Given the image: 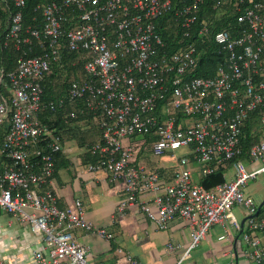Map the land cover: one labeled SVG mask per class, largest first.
Returning <instances> with one entry per match:
<instances>
[{"label": "built area", "instance_id": "1", "mask_svg": "<svg viewBox=\"0 0 264 264\" xmlns=\"http://www.w3.org/2000/svg\"><path fill=\"white\" fill-rule=\"evenodd\" d=\"M189 1L176 13L185 30L198 21L203 2ZM1 2L17 10L9 41L19 50L34 39L42 52L24 53L10 72L0 58V210L41 239L34 264H94L76 230L113 239L86 220L80 200L73 208L58 207L50 180L62 139L42 120L47 111L62 114L66 123L92 116L101 141L85 145L99 157L88 168L125 184L117 215L140 205L160 229L176 218L189 224L191 242L177 264L216 226L222 228L218 240H234L236 264H264V206L259 209L245 192L264 174V0H215L216 9L239 12V26L235 36L229 30L214 36L225 65L213 78L195 76L201 57L195 44L169 52L157 32L156 21L171 11L173 0H63L41 7V28L26 29V0ZM211 28L203 22L198 39L209 37ZM63 49L76 54L70 67L83 78L68 82L64 98L45 103L43 82L61 63ZM254 113L259 116L252 133L259 140L245 152L243 129ZM146 152L175 161L169 181L160 167L141 161ZM219 170L225 178L231 171L233 178L212 189L193 181L196 171L202 178ZM144 195L147 202L140 199ZM235 208L243 214L241 222ZM126 264L142 263L127 253Z\"/></svg>", "mask_w": 264, "mask_h": 264}, {"label": "crops", "instance_id": "2", "mask_svg": "<svg viewBox=\"0 0 264 264\" xmlns=\"http://www.w3.org/2000/svg\"><path fill=\"white\" fill-rule=\"evenodd\" d=\"M61 92L60 88L58 93ZM93 124L78 122L67 134L53 129L61 136L62 151L56 158L57 170L50 180L59 208H73L75 201L80 200L86 220L113 235V239L106 240L95 232L76 230V239L88 248V260L94 264H126L128 253L142 264H177L191 242L189 224L176 218L168 228L160 229L142 213L140 205L117 215V208L126 197L125 184L111 181L105 172L88 168L97 157L90 154L83 144L101 141V130ZM50 126L57 128L56 121ZM141 161L149 168L160 167L168 181L176 165L170 157L156 158L147 152L141 156ZM149 198L144 195L140 199L147 202ZM213 229L222 230L220 226ZM223 242L218 240L214 245L206 244L201 252L205 249L216 252ZM228 242L231 250L214 264L238 263L234 240ZM168 244L180 245L181 249L169 252ZM40 249H43L41 239L31 232L27 224L19 223L0 210V261L3 264H34V253ZM192 253L183 264H191Z\"/></svg>", "mask_w": 264, "mask_h": 264}, {"label": "trees", "instance_id": "3", "mask_svg": "<svg viewBox=\"0 0 264 264\" xmlns=\"http://www.w3.org/2000/svg\"><path fill=\"white\" fill-rule=\"evenodd\" d=\"M63 0H26V6L22 10L23 13V23L24 28H41L43 23V16L41 7L49 3H61ZM258 1V0H255ZM190 5L189 0H173L171 11L159 18L156 21L157 32L162 36L168 45L169 52H173L184 44L193 43L197 46L198 51L201 53L199 60V67L195 73L196 77L213 78L216 76L217 71L224 67L225 65V54L221 53L219 47L214 42V36L223 30H229L235 36L236 30H238L239 24L237 23V18L239 12H236L233 7L228 9H216L215 0H203L199 10L198 21L194 24L191 30H185L181 27L183 18L177 16L176 13L180 10H184ZM249 5L246 3L245 7ZM222 10H224V15L221 16ZM17 12L12 4H4L0 0V58L2 60V65L5 71H13L17 66V60L24 53H27L29 57H35L41 55L42 52L39 50V44L36 40L32 39L30 45L22 44L20 49L17 50L16 46L11 40L9 41V29L11 25V17ZM209 21L212 23L211 34L209 37L204 39H198L197 32L203 22ZM189 32L190 37L185 38V34ZM65 42V39H63ZM62 60L60 64H54L52 73L43 82L44 95L43 102H54L59 98H64L67 95V84L71 79L79 80L83 75L80 74L78 68L70 67L72 61L76 58V54L62 50ZM60 88L63 92L58 93ZM258 114L254 113L250 116V121L247 126L243 129L242 143L245 147V152L259 140V136L254 137L252 131L254 129V122L258 118ZM42 120L44 123L48 124L50 129H56L61 133L66 131H72L78 122L85 121L89 123L92 122V116H80L76 120L69 121L63 119L62 114L52 115L47 111L43 116ZM56 121L57 128L50 126V123ZM94 125V124H93ZM59 132H57L59 134ZM1 134V130H0ZM1 137V136H0ZM88 143H84L83 146ZM90 154L91 151L86 149ZM94 155V154H93ZM59 153L56 155L58 158ZM96 161H92L95 164L99 157L95 155ZM57 170V166H56ZM226 182L224 170H219L215 174L208 175L206 177L200 178V184L205 189H212L217 185H221Z\"/></svg>", "mask_w": 264, "mask_h": 264}, {"label": "rangeland", "instance_id": "4", "mask_svg": "<svg viewBox=\"0 0 264 264\" xmlns=\"http://www.w3.org/2000/svg\"><path fill=\"white\" fill-rule=\"evenodd\" d=\"M182 152H179L180 154ZM196 167V166H194ZM260 165H255V168H259ZM197 169V168H196ZM233 175L231 171H228L226 174V180H231ZM200 175L199 172H195L193 175L194 183L199 182ZM246 194H248L252 200L255 202L257 206H259L264 201V174L259 175L255 180L249 182L247 189L245 190ZM234 216L238 219L239 222L243 220V214L239 208H235L233 210ZM222 234V230L216 231L212 229L208 234L206 241L201 242V244L193 251L192 258L193 260H189L191 264H214L218 259H224L225 253L231 250V244L228 242L229 240L220 243L219 250L214 252L210 250H204L201 252L202 248H205L206 244L214 245L218 241V236ZM207 242V243H206ZM209 245V246H211ZM200 256V257H199ZM189 262V263H190Z\"/></svg>", "mask_w": 264, "mask_h": 264}, {"label": "water", "instance_id": "5", "mask_svg": "<svg viewBox=\"0 0 264 264\" xmlns=\"http://www.w3.org/2000/svg\"><path fill=\"white\" fill-rule=\"evenodd\" d=\"M264 206V201L259 205V209H261ZM244 223V221L242 222V224Z\"/></svg>", "mask_w": 264, "mask_h": 264}]
</instances>
